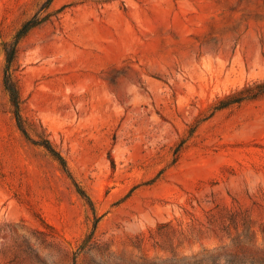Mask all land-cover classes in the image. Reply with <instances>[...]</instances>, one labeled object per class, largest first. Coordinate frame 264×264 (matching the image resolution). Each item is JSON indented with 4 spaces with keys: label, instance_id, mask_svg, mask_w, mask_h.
Masks as SVG:
<instances>
[{
    "label": "rangeland",
    "instance_id": "1",
    "mask_svg": "<svg viewBox=\"0 0 264 264\" xmlns=\"http://www.w3.org/2000/svg\"><path fill=\"white\" fill-rule=\"evenodd\" d=\"M0 0V264H264V0ZM18 44L17 129L3 44ZM97 219V221H96Z\"/></svg>",
    "mask_w": 264,
    "mask_h": 264
},
{
    "label": "trees",
    "instance_id": "2",
    "mask_svg": "<svg viewBox=\"0 0 264 264\" xmlns=\"http://www.w3.org/2000/svg\"><path fill=\"white\" fill-rule=\"evenodd\" d=\"M47 0L46 3H48ZM45 22V17L32 16L28 20L22 23L14 37L3 44L4 52V68H3V87L6 91L9 99V103L12 109V115L17 129L21 132L23 137L32 145L42 148L51 158H53L61 167L63 172L70 178L76 193L84 201V203L95 213L93 203L90 197L82 189V187L72 178L69 169L67 167L65 159L60 153L53 147L51 142L43 135V133H37L32 124L28 123L21 114V98L18 90L17 80L14 77V63L17 56V47L19 42L34 28L42 25ZM264 94V81L253 84L252 86L245 87L240 91L228 96L226 102L218 106L215 110H220L232 105L239 104L246 100L254 99ZM97 221V219H96Z\"/></svg>",
    "mask_w": 264,
    "mask_h": 264
}]
</instances>
